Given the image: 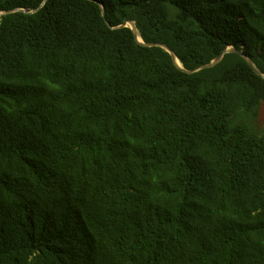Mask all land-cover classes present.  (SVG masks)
<instances>
[{
  "label": "trees",
  "instance_id": "trees-1",
  "mask_svg": "<svg viewBox=\"0 0 264 264\" xmlns=\"http://www.w3.org/2000/svg\"><path fill=\"white\" fill-rule=\"evenodd\" d=\"M9 11L0 264H264V0Z\"/></svg>",
  "mask_w": 264,
  "mask_h": 264
},
{
  "label": "water",
  "instance_id": "water-1",
  "mask_svg": "<svg viewBox=\"0 0 264 264\" xmlns=\"http://www.w3.org/2000/svg\"><path fill=\"white\" fill-rule=\"evenodd\" d=\"M10 13H11V11H9V12H5V13H0V16H1V15H5V14H10ZM103 15H104V16L106 15V12H105V11H103ZM127 26H130V27L132 28V30H133L134 33H135V36H136L137 40H138L141 44H144V43L141 41V39H140L139 32H138V30H137V28H136V25H135L134 23H131V22H126V23L123 24L121 27H127ZM144 45H145V44H144ZM146 46H148V47H162V48H164L166 51H168V52L171 54V56L173 57V60H174L175 64H176L178 67L181 68L180 63H179V61H178L176 55H175V54H174V53H173V52H172L167 46L160 45V44H156V43H154V44H148V45H146ZM227 53H234V54H240V55H243L242 51H238L237 49H235V48H233V47H230V48H227L226 50H224V52H223V53H222V54H221L216 60H214L212 63H210V64H208V65H204V66L200 67L199 69H197V70H195V71H191V72H189V73H193V72H196V71H199V70H202V69H207V68L214 67L215 65H217L218 63H220V62L222 61L224 55L227 54ZM243 56H244V58H246V60H247L248 63L252 66V68H254V70H255L257 73H259L258 70L256 69V67L254 66L252 60H251L250 58L246 57L245 55H243Z\"/></svg>",
  "mask_w": 264,
  "mask_h": 264
},
{
  "label": "rangeland",
  "instance_id": "rangeland-1",
  "mask_svg": "<svg viewBox=\"0 0 264 264\" xmlns=\"http://www.w3.org/2000/svg\"><path fill=\"white\" fill-rule=\"evenodd\" d=\"M263 120H264V106L262 107V110H261L260 122H262Z\"/></svg>",
  "mask_w": 264,
  "mask_h": 264
}]
</instances>
